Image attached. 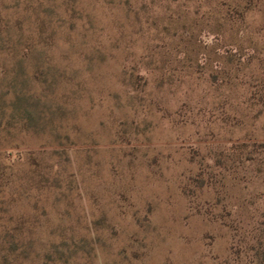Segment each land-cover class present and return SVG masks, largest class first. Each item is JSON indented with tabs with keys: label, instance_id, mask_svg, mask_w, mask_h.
<instances>
[{
	"label": "rangeland",
	"instance_id": "374dc122",
	"mask_svg": "<svg viewBox=\"0 0 264 264\" xmlns=\"http://www.w3.org/2000/svg\"><path fill=\"white\" fill-rule=\"evenodd\" d=\"M0 264H264V0H0Z\"/></svg>",
	"mask_w": 264,
	"mask_h": 264
}]
</instances>
